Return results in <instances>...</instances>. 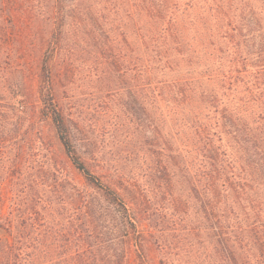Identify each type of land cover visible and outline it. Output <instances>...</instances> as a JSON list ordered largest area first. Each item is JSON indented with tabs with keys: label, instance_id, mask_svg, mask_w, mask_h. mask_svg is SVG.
I'll use <instances>...</instances> for the list:
<instances>
[{
	"label": "trees",
	"instance_id": "trees-1",
	"mask_svg": "<svg viewBox=\"0 0 264 264\" xmlns=\"http://www.w3.org/2000/svg\"><path fill=\"white\" fill-rule=\"evenodd\" d=\"M78 75L141 111V186ZM0 264H264V0H0Z\"/></svg>",
	"mask_w": 264,
	"mask_h": 264
},
{
	"label": "rangeland",
	"instance_id": "rangeland-1",
	"mask_svg": "<svg viewBox=\"0 0 264 264\" xmlns=\"http://www.w3.org/2000/svg\"><path fill=\"white\" fill-rule=\"evenodd\" d=\"M111 78V86L105 88L104 81L78 75L69 85L67 95L72 104L75 103L76 114L94 141L103 147L109 158L117 159L112 162L123 163L137 174L141 186V111L135 104L127 105L122 81L116 76ZM107 90H110L108 94ZM36 127L39 136L36 143L42 147L45 139L52 138V132L46 121ZM127 152L135 155L125 159Z\"/></svg>",
	"mask_w": 264,
	"mask_h": 264
}]
</instances>
